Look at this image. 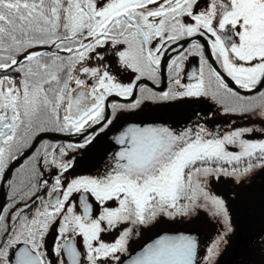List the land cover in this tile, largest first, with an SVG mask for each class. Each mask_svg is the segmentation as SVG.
Listing matches in <instances>:
<instances>
[{
	"label": "snow or ice",
	"instance_id": "snow-or-ice-1",
	"mask_svg": "<svg viewBox=\"0 0 264 264\" xmlns=\"http://www.w3.org/2000/svg\"><path fill=\"white\" fill-rule=\"evenodd\" d=\"M200 98L235 119L128 124L95 175L73 174L122 114ZM259 170L264 0H0V264H217L234 228L215 185ZM201 214L203 244L133 251Z\"/></svg>",
	"mask_w": 264,
	"mask_h": 264
},
{
	"label": "rangeland",
	"instance_id": "rangeland-1",
	"mask_svg": "<svg viewBox=\"0 0 264 264\" xmlns=\"http://www.w3.org/2000/svg\"><path fill=\"white\" fill-rule=\"evenodd\" d=\"M203 104L211 106V109L206 108V115L210 110L208 119H217V124L226 125L231 119H235V117L222 115L221 110L207 99L200 98V100L195 101V105H198V109L201 110V112L205 110ZM215 191L227 201L234 228V231L226 237L228 243L226 246H223L217 264H264V243L261 242L262 238H264V213L259 214L256 209L259 205L256 200V194L260 193V196L257 195L259 196L258 199L264 200V170L255 172L250 177L243 180L239 185L235 184L232 180H225L222 178L221 182L215 185ZM245 204L250 206L247 212L244 208ZM234 209L237 210L238 216H236ZM240 215L241 218L244 217L241 231L239 230L238 223H236ZM170 231H172L171 233L178 231L190 233L191 231L199 236L200 243L203 244L215 231V225L211 224L203 214H201L199 218H194L192 220L158 223L154 227L145 230L143 237L136 243H133V251L140 249L158 233ZM238 234L240 236H238ZM105 239H109V237L105 236ZM238 239L240 240V244L237 245L236 243L235 245H237V248H235L234 241ZM241 241L243 242L242 244Z\"/></svg>",
	"mask_w": 264,
	"mask_h": 264
},
{
	"label": "flooded vegetation",
	"instance_id": "flooded-vegetation-1",
	"mask_svg": "<svg viewBox=\"0 0 264 264\" xmlns=\"http://www.w3.org/2000/svg\"><path fill=\"white\" fill-rule=\"evenodd\" d=\"M201 2L205 3L206 0H201ZM191 63L198 66L195 58L192 59ZM196 100L200 99H182L164 105L150 106L132 113L122 114L113 126H111L106 132L101 133L100 136L97 137L96 141H94L92 145H89L85 149H80L78 152L71 153V155H75L77 157V163L73 174L95 175L97 170L101 169L104 163L108 160V154L114 152L118 148V146L115 145L112 137L117 134L118 130L128 124H149L166 122L173 126H182L184 123L189 121L190 117L195 119L194 113H199L201 118L208 116L210 110L206 115V108L211 109V106L207 105L209 106L207 107L205 104H203L205 110L201 112V110L198 109V105H195ZM216 120L207 119V125L210 128L214 127L218 123ZM6 192V188L3 191H0L1 201H3V199L5 198ZM190 233L193 232L190 231Z\"/></svg>",
	"mask_w": 264,
	"mask_h": 264
},
{
	"label": "bare ground",
	"instance_id": "bare-ground-1",
	"mask_svg": "<svg viewBox=\"0 0 264 264\" xmlns=\"http://www.w3.org/2000/svg\"><path fill=\"white\" fill-rule=\"evenodd\" d=\"M259 192V191H258ZM257 195H261L260 193H258V194H256V200H257V202H258V206L256 207V209L258 210V213L259 214H263L264 213V200H259L258 198H259V196H257ZM255 199V198H254ZM260 201H261V203H260ZM248 207H250L248 204H245L244 205V208H245V211L247 212L248 211ZM244 212V211H243ZM244 214H245V212H244ZM246 215V214H245ZM247 219H248V216H247ZM244 221V220H243ZM237 242L236 241H234V245L236 244ZM243 242L241 241V244H242ZM240 244V241L237 243V245H239ZM237 245H236V247L235 248H237Z\"/></svg>",
	"mask_w": 264,
	"mask_h": 264
},
{
	"label": "trees",
	"instance_id": "trees-1",
	"mask_svg": "<svg viewBox=\"0 0 264 264\" xmlns=\"http://www.w3.org/2000/svg\"><path fill=\"white\" fill-rule=\"evenodd\" d=\"M234 212H235V214H236V216H238V213H237V210H235L234 209ZM241 214V213H240ZM242 220H244V217L243 218H241V215H240V218L238 219V221H236V223H238V226H239V230L241 231V227H243V222H242ZM241 221V222H240ZM239 231V232H240ZM238 236H240L239 234H238ZM240 240L238 239L236 242L238 243ZM235 247H236V245H235Z\"/></svg>",
	"mask_w": 264,
	"mask_h": 264
},
{
	"label": "water",
	"instance_id": "water-1",
	"mask_svg": "<svg viewBox=\"0 0 264 264\" xmlns=\"http://www.w3.org/2000/svg\"><path fill=\"white\" fill-rule=\"evenodd\" d=\"M233 87H234V85H233ZM64 139H74V138H64ZM0 201H1V199H0ZM164 233H169V234H180V233H189V232H186V231H178V232H174V233H171V232H161V233L158 234V235H161V234H164ZM158 235H157V236H158ZM157 236H155V237L152 238L151 240L155 239ZM151 240H149L148 242H150ZM148 242H147V243H148ZM145 244H146V243H145ZM145 244H144V245H145ZM144 245H143V246H144ZM143 246H142V247H143ZM142 247H141V248H142ZM138 250H139V249H138ZM138 250H136V251H138Z\"/></svg>",
	"mask_w": 264,
	"mask_h": 264
}]
</instances>
